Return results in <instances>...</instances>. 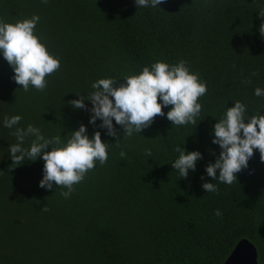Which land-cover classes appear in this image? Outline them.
Returning <instances> with one entry per match:
<instances>
[{"label":"trees","instance_id":"obj_1","mask_svg":"<svg viewBox=\"0 0 264 264\" xmlns=\"http://www.w3.org/2000/svg\"><path fill=\"white\" fill-rule=\"evenodd\" d=\"M34 13L37 35L61 66L43 91H25L0 55V264H223L242 238L256 244L264 264L259 151L231 185L216 180L218 191L206 192L201 180L212 181L205 166L220 152L212 143L216 119L235 100L250 114L264 111V97L254 94L264 88V0H162L155 8L135 0H0L5 22ZM181 59L207 82L196 126L157 115L130 137L116 125V140L99 120L88 123L86 109L67 103L91 92L98 78L118 85L157 60ZM17 114L23 119L16 127L33 124L49 137L81 123L90 136L100 130L110 143L108 161H97L70 198L55 183L40 187L44 161L17 165L9 155L17 139L4 120ZM184 144L203 153L187 178L172 165Z\"/></svg>","mask_w":264,"mask_h":264},{"label":"clouds","instance_id":"obj_2","mask_svg":"<svg viewBox=\"0 0 264 264\" xmlns=\"http://www.w3.org/2000/svg\"><path fill=\"white\" fill-rule=\"evenodd\" d=\"M135 3L138 8H155L161 5L162 0H135ZM39 20L35 13L15 22L0 20V55L12 67V79L25 91L30 87L43 91L48 84L46 77L61 66L59 56L50 52L35 31ZM116 82L117 79L110 76L98 78L92 82L91 92H77L79 98L67 102L75 109H86L90 113L88 123L96 125L99 120V128L105 129L106 135L116 140L120 137L116 125L122 126L123 135L130 137L149 127L157 115L166 116L175 126H196L202 110L199 98L208 90L207 82L183 59L175 64L157 60L143 66L139 72L125 75L118 85ZM254 94L264 97V88L256 87ZM86 101L91 102V107ZM170 105L165 113L164 108ZM22 119L17 114L4 120L7 128L15 129L13 135L17 139L16 143L9 145V155L17 165L37 159L44 161L40 187L52 189L55 183L66 189L61 195L70 198L74 185L84 179L97 161L102 165L108 161L110 143L102 140L100 130L90 136L87 125L81 123L69 132L70 135L62 136L60 132L49 137L33 124L26 128L16 127ZM28 137L32 138L31 143L25 146ZM212 143L219 145L220 152L214 162L205 166L206 175L212 177V181L201 176L202 188L206 192L218 191V185L213 181L228 185L237 181V173L248 168L256 150L264 162V111L250 114L244 102L235 100L216 119ZM50 145L51 149L47 150ZM145 151L151 157V149ZM175 151L179 156L172 165L180 177L187 178L190 170L196 171L197 161L203 159V153L198 149L188 150L185 144L182 147L177 145ZM216 215H222L220 209L216 210Z\"/></svg>","mask_w":264,"mask_h":264},{"label":"water","instance_id":"obj_3","mask_svg":"<svg viewBox=\"0 0 264 264\" xmlns=\"http://www.w3.org/2000/svg\"><path fill=\"white\" fill-rule=\"evenodd\" d=\"M223 264H259L256 244L248 238H242Z\"/></svg>","mask_w":264,"mask_h":264}]
</instances>
